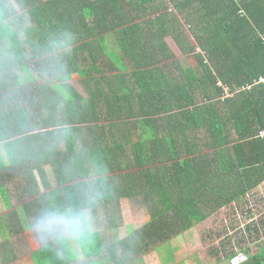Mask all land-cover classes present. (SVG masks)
I'll use <instances>...</instances> for the list:
<instances>
[{"label": "trees", "instance_id": "trees-1", "mask_svg": "<svg viewBox=\"0 0 264 264\" xmlns=\"http://www.w3.org/2000/svg\"><path fill=\"white\" fill-rule=\"evenodd\" d=\"M12 2L25 48L62 33L73 42L59 87L22 89L32 136L68 135L28 160L0 157V217L19 221L0 227V264H143L152 250L168 264L172 242L199 223L225 208L251 214L247 197L264 185V0ZM82 185L100 194L90 232L58 243L30 230L41 208L79 204ZM125 211L132 229L115 240ZM239 234L241 247L258 241L264 215ZM19 235L31 252L14 247ZM244 253L241 264H264V245Z\"/></svg>", "mask_w": 264, "mask_h": 264}, {"label": "clouds", "instance_id": "clouds-1", "mask_svg": "<svg viewBox=\"0 0 264 264\" xmlns=\"http://www.w3.org/2000/svg\"><path fill=\"white\" fill-rule=\"evenodd\" d=\"M26 16L12 0H0V34L16 35L20 46L0 47V157L16 161L57 149L68 135L64 127L38 139L32 136L37 125L31 118L30 99L23 88L37 84L57 88L63 81L64 57L72 51L70 33L50 37L44 44L25 48ZM79 204L52 203L40 209L30 230L45 242H77L96 224L93 206L100 194L92 185L79 188Z\"/></svg>", "mask_w": 264, "mask_h": 264}, {"label": "rangeland", "instance_id": "rangeland-1", "mask_svg": "<svg viewBox=\"0 0 264 264\" xmlns=\"http://www.w3.org/2000/svg\"><path fill=\"white\" fill-rule=\"evenodd\" d=\"M172 48L174 53L181 58L176 43H172ZM181 61L184 65H189L185 59ZM72 85L75 89L84 92L77 82H73ZM48 173L52 174L50 171ZM247 198L251 214L247 213V210L225 208L213 217L199 223L190 232L184 233L172 242L168 264H241L246 258L245 249L249 250L251 254H257L264 245V234H261L258 241L252 244L250 243L255 240V236L252 238L245 236L243 239L245 244L241 247L238 241L243 235H237V232L243 230L246 232V225H249L250 222H257L263 217L264 185L251 192ZM124 215H126V219L121 228L111 233L115 240L126 238L129 230L132 229L129 227L132 215L129 211H125ZM0 227L5 232H9L4 215L0 217ZM1 237L0 243H2ZM13 243L14 247L20 250L18 252L24 254L31 252V247L24 235L15 237ZM77 249L80 252L79 248ZM231 253H235L236 257L226 258ZM162 259L157 251L152 250L143 264H165Z\"/></svg>", "mask_w": 264, "mask_h": 264}, {"label": "crops", "instance_id": "crops-1", "mask_svg": "<svg viewBox=\"0 0 264 264\" xmlns=\"http://www.w3.org/2000/svg\"><path fill=\"white\" fill-rule=\"evenodd\" d=\"M1 206H2V205H1ZM5 211L8 212V211H9V208H8L7 210H5ZM6 212H4V213H6ZM0 215H1V214H0ZM4 218H5V220H6V226L8 227V230H9V228H11V227L17 225V223L19 222L18 220H12V219H9V218L6 217L5 215H4ZM20 256H22V255H20ZM17 258H18V257H17ZM17 264H19V262H18Z\"/></svg>", "mask_w": 264, "mask_h": 264}, {"label": "built area", "instance_id": "built-area-1", "mask_svg": "<svg viewBox=\"0 0 264 264\" xmlns=\"http://www.w3.org/2000/svg\"><path fill=\"white\" fill-rule=\"evenodd\" d=\"M260 82L264 83V79H261V81H260ZM261 134H262V136H263V134H264V133H263V132H261Z\"/></svg>", "mask_w": 264, "mask_h": 264}]
</instances>
